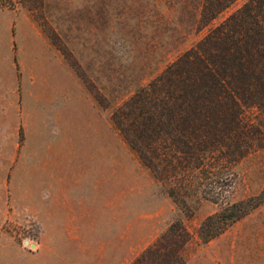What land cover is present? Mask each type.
I'll use <instances>...</instances> for the list:
<instances>
[{
  "label": "rangeland",
  "instance_id": "374dc122",
  "mask_svg": "<svg viewBox=\"0 0 264 264\" xmlns=\"http://www.w3.org/2000/svg\"><path fill=\"white\" fill-rule=\"evenodd\" d=\"M246 1L200 29V0L1 5L11 22L9 55L0 46V214L22 247L36 251L44 238L96 264H131L179 221L190 234L181 264H264V202L214 238L198 235L224 195L232 202L261 191L264 149L239 161L230 185L214 188L218 196L181 204L110 118Z\"/></svg>",
  "mask_w": 264,
  "mask_h": 264
},
{
  "label": "trees",
  "instance_id": "16d2710c",
  "mask_svg": "<svg viewBox=\"0 0 264 264\" xmlns=\"http://www.w3.org/2000/svg\"><path fill=\"white\" fill-rule=\"evenodd\" d=\"M26 1L33 9L42 2ZM234 1L200 0L198 29ZM6 2L12 5L0 0V8ZM110 118L175 201L186 204L202 193L218 196L214 188L230 185L239 161L264 149V0H247L210 27ZM225 197L221 208L199 225L204 242L264 202V187L238 201ZM189 238L176 221L131 264H181Z\"/></svg>",
  "mask_w": 264,
  "mask_h": 264
},
{
  "label": "crops",
  "instance_id": "0c3cea01",
  "mask_svg": "<svg viewBox=\"0 0 264 264\" xmlns=\"http://www.w3.org/2000/svg\"><path fill=\"white\" fill-rule=\"evenodd\" d=\"M10 22L9 16L2 17L0 13V46L2 43L5 44V51L8 55L10 51ZM39 200V203H45L42 197ZM71 248L73 251L81 250V246L77 245ZM66 252L65 245L48 242L44 238L36 251L25 249L9 230L2 227L0 214V264H96L95 261L84 260L80 256L67 255Z\"/></svg>",
  "mask_w": 264,
  "mask_h": 264
},
{
  "label": "built area",
  "instance_id": "2783aa9c",
  "mask_svg": "<svg viewBox=\"0 0 264 264\" xmlns=\"http://www.w3.org/2000/svg\"><path fill=\"white\" fill-rule=\"evenodd\" d=\"M33 245H31V247H32Z\"/></svg>",
  "mask_w": 264,
  "mask_h": 264
}]
</instances>
